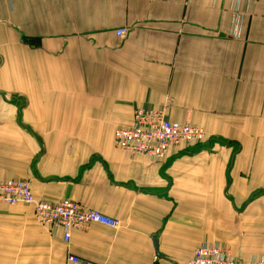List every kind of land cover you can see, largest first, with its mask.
Listing matches in <instances>:
<instances>
[{
    "label": "crops",
    "instance_id": "crops-1",
    "mask_svg": "<svg viewBox=\"0 0 264 264\" xmlns=\"http://www.w3.org/2000/svg\"><path fill=\"white\" fill-rule=\"evenodd\" d=\"M137 108L208 137L156 161L122 150ZM20 179L122 224L67 243L0 204V264H188L203 242L264 255V0H0V180Z\"/></svg>",
    "mask_w": 264,
    "mask_h": 264
},
{
    "label": "built area",
    "instance_id": "built-area-1",
    "mask_svg": "<svg viewBox=\"0 0 264 264\" xmlns=\"http://www.w3.org/2000/svg\"><path fill=\"white\" fill-rule=\"evenodd\" d=\"M239 17L233 36L239 35ZM127 28L116 30L117 36L125 38ZM207 132L203 127L181 123L167 118L165 109L137 108L132 123L118 128L114 133L117 147L132 154L148 156L156 161L165 158L171 149L183 144L197 145L205 142ZM23 203L33 206L40 226L57 233L62 231L65 242L69 243L74 230L84 229L91 223L118 228L122 222L101 211L89 208L69 198L57 202L37 199L29 180H0V204ZM66 264H95L77 254L68 252ZM188 264H264V255L249 260L235 257L220 244L201 243L196 247Z\"/></svg>",
    "mask_w": 264,
    "mask_h": 264
},
{
    "label": "water",
    "instance_id": "water-1",
    "mask_svg": "<svg viewBox=\"0 0 264 264\" xmlns=\"http://www.w3.org/2000/svg\"><path fill=\"white\" fill-rule=\"evenodd\" d=\"M155 247L157 248V240L155 239Z\"/></svg>",
    "mask_w": 264,
    "mask_h": 264
}]
</instances>
